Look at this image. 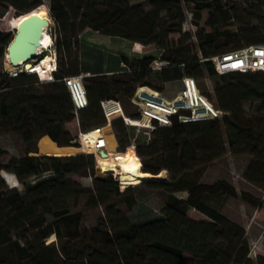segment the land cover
Listing matches in <instances>:
<instances>
[{
  "label": "trees",
  "instance_id": "obj_1",
  "mask_svg": "<svg viewBox=\"0 0 264 264\" xmlns=\"http://www.w3.org/2000/svg\"><path fill=\"white\" fill-rule=\"evenodd\" d=\"M131 1L47 0L54 27L51 35L60 52L54 81H41L32 73L11 77L2 70L4 47L13 36L0 31V133L14 134L24 142L48 136L59 147H78L77 135L71 133L68 124L76 119L78 131L103 126L102 100L131 98L137 87H152L144 80L151 73L155 57L125 60L128 70L111 74H125L123 77L82 78L89 103L75 112L61 78L81 74L78 36L85 29L154 45L168 63L156 73L163 83L184 76L200 80L205 75H217L219 82L213 94L206 97L224 114L220 119L195 122H181L174 116L171 125H157L146 142H132L143 172L157 175L166 170L170 175L168 180L152 177L139 182L167 192L162 217L142 223L131 222L119 207L123 203L127 209L132 208L134 187L121 190L111 174L93 178L90 189L69 178L94 177L93 154L34 156L27 152L10 156L0 146V264H264V256H257L255 262L248 258L244 228L203 200L206 195L239 197L254 205L264 219L258 199L248 192L238 194L226 181L200 183L195 172L228 149L231 154L251 157L243 178L264 191V71L218 74L210 61L216 54L264 44V36L254 27L228 31L237 13L221 0H183L195 6L191 24L201 52L199 58L190 45H185L190 35L182 33L185 15L181 0H150L147 11ZM249 1L254 12L250 19L264 29V0ZM41 5L43 0H0V8L11 6L19 17L35 14ZM220 38H225L228 45L220 47ZM232 75L237 81L227 80ZM246 102L257 103L253 113L244 110ZM110 124L118 136L119 151H126L131 144L128 127L122 119ZM106 127L108 150L113 153L114 135L110 126ZM132 153L128 152L131 165H137ZM114 169L109 166L106 171ZM180 191L187 193L185 199L174 195ZM78 196H84L86 209H101L85 235H81L82 213L71 212L69 205V199ZM187 207L209 220L191 219ZM48 217L52 221L48 222ZM51 235L57 245L45 243Z\"/></svg>",
  "mask_w": 264,
  "mask_h": 264
},
{
  "label": "rangeland",
  "instance_id": "obj_2",
  "mask_svg": "<svg viewBox=\"0 0 264 264\" xmlns=\"http://www.w3.org/2000/svg\"><path fill=\"white\" fill-rule=\"evenodd\" d=\"M222 4L226 7H233L236 10L237 16L228 26L227 30L236 32L239 28H248L254 27L256 28L261 35L264 36V29L255 19H250V15L254 12L252 10L251 2L249 0H221ZM150 0H132L131 4L135 5L143 11H147L150 8L149 5ZM246 3V4H245ZM181 5L183 8V12L185 15V20L182 24V33L185 31L189 33L190 38L188 41L185 42V45H190L191 50L196 52L201 57V52L199 50V46L197 43V37L194 26L191 24V16L192 13L195 11V6L191 2H184L181 0ZM47 8L48 12V2L47 0H43V5ZM261 10L264 13V5L261 6ZM32 13H26L22 16H17L15 13V9L11 6H4L0 8V31L4 32L5 34H9L11 36L14 35L16 29L18 28L19 24L26 18L28 15ZM48 18L51 21L50 24V32L54 34V27L53 21L50 18L49 13L47 14ZM165 17V14L161 15ZM219 46L224 47L228 45V42L225 38L219 39ZM6 46L4 47V51L6 53ZM50 53L55 54L57 66L60 63V52L57 51L54 45V37H53V46L50 47ZM47 53V52H46ZM157 57L156 55L154 56ZM4 59L1 60V62ZM204 60V59H201ZM3 65V63H2ZM158 71L151 70V73L145 78V83L152 87H156L160 89L162 96L165 98H172L174 97L179 90L181 89L180 81H172L163 83L156 75ZM37 75V74H36ZM125 74H107V75H99L105 79H112V78H120L123 77ZM89 76V75H86ZM37 77H39L37 75ZM227 80L230 82L237 81L235 76H228ZM198 88L200 92L207 96V94H213V90L215 85L219 82V77L205 75L202 79L196 80ZM117 99L122 103L126 115L133 116L136 114V108L131 103L130 98L125 97H117ZM257 103L256 102H246L243 107L247 113H253L256 109ZM108 126V125H106ZM113 135H114V142L115 145L113 147V153H124L126 155L124 161V167L128 168L131 165V158L126 151H119L121 146H118V136L114 132L111 124L109 125ZM67 128L71 131V133L76 136L78 133V124L77 120H73L70 124L67 125ZM105 131L108 133L109 128L105 127ZM128 139L130 143L135 144H142L147 141V134L144 132L143 129H137L135 127L128 126ZM45 136H40L34 139L31 142H24L19 136L14 134H6L0 133V146L5 149L10 156H22L25 153L29 152V155H34L39 153L38 151V144L40 140ZM225 138V135L223 136ZM79 148V147H74ZM131 152V151H129ZM84 153L81 151H77V154ZM132 153V152H131ZM133 154V153H132ZM135 154V153H134ZM70 155V154H69ZM135 156L139 159V157L135 154ZM140 160V159H139ZM251 157L246 155H234L231 154L230 151L227 149L226 152L212 163H210L206 168L200 170H196L195 172L199 174V182L205 184H214L218 181H226L231 184L239 194L240 192H248L253 195L255 198L258 199V202L262 205L264 209V191L256 188L252 184L248 183L243 178V173L250 162ZM6 163V161L4 162ZM109 166L107 164H100L95 163V176L94 177H81V176H69L70 179L77 181L78 183L82 184L83 187L86 189L91 188V183L93 178H103L107 174H111L114 179L118 180L119 188L121 190L125 189L128 186L134 187V197H135V204L132 206L131 209H127L123 203L119 204V207L124 211L127 215L129 220L133 223H142L148 222L153 219H159L162 217L161 209L167 197V192L162 189H153L148 188L146 185L137 184L136 183H128V184H120L119 180V172L115 168L114 170L106 171ZM113 167V166H111ZM200 171V172H198ZM3 172V171H2ZM116 175V176H115ZM158 175V174H157ZM153 175L155 179H162L168 180L170 175L168 171L161 170L159 172L160 176ZM12 177V176H11ZM14 184H16L19 188H21V184L17 182L13 178ZM174 195L177 198L186 197L187 193L184 191L175 192ZM204 202L208 205L216 208L222 214H224L229 219L233 220L234 222L238 223L244 228L245 231V240L249 247L248 258L255 262L257 256H264V219L258 216L257 209L254 205L243 201L241 198L236 197H228L225 195H206L203 198ZM69 205L71 212H78L82 213V221H81V235H85L89 232L90 228L94 224L95 218L98 213L101 212V209H86L85 208V199L84 196L73 197L69 199ZM187 215L196 221L202 220H209L204 214L196 211L192 207L186 208ZM47 221H52V218L48 217ZM53 242L56 245L57 239L55 236L51 235L47 238L45 243Z\"/></svg>",
  "mask_w": 264,
  "mask_h": 264
},
{
  "label": "built area",
  "instance_id": "obj_3",
  "mask_svg": "<svg viewBox=\"0 0 264 264\" xmlns=\"http://www.w3.org/2000/svg\"><path fill=\"white\" fill-rule=\"evenodd\" d=\"M161 53L151 62L150 69L160 71L168 63L161 59ZM39 58L42 54L37 55ZM40 59L38 63L42 62ZM215 71L218 74L225 73H247L252 71H264V44L247 45L222 54H216L210 58ZM36 63L31 61V65ZM122 70H128L127 64L121 63ZM9 76L16 77L21 73L37 74L39 79L44 82L54 81V72L57 70L56 56L49 62L47 68H42L40 72L33 73L30 67H25L22 63L18 67L5 68ZM86 74L77 76H65L61 78L64 83L74 107L75 112L88 106V97L82 78ZM181 89L172 98L162 96L161 91L148 86H139L135 89L131 103L136 108V114L126 115L122 103L115 98L102 100L100 105L106 121L103 126H96L88 130H79L75 139L78 147L84 153L94 155L96 163L99 158L98 151L103 149L108 154L104 127L110 125L115 119H122L128 127L143 129L150 138V132L157 126L171 125L172 118L175 116L181 122H195L211 119H220L224 112L215 108L214 105L203 95L197 85L196 80L191 76H184L180 80ZM135 146L133 143L127 151L133 153ZM93 152V153H92Z\"/></svg>",
  "mask_w": 264,
  "mask_h": 264
},
{
  "label": "crops",
  "instance_id": "obj_4",
  "mask_svg": "<svg viewBox=\"0 0 264 264\" xmlns=\"http://www.w3.org/2000/svg\"><path fill=\"white\" fill-rule=\"evenodd\" d=\"M78 38L80 71L86 75L118 73L123 69L121 63L125 60L160 54L154 45L144 46L121 36L106 35L91 29L83 30Z\"/></svg>",
  "mask_w": 264,
  "mask_h": 264
},
{
  "label": "bare ground",
  "instance_id": "obj_5",
  "mask_svg": "<svg viewBox=\"0 0 264 264\" xmlns=\"http://www.w3.org/2000/svg\"><path fill=\"white\" fill-rule=\"evenodd\" d=\"M39 17L42 18H48L47 14V8L45 6L40 7L36 13ZM50 27H44L43 28V34L41 37V46L37 48V55L42 54V57L40 59H43L42 62L38 63L40 59L36 60V63L32 64L30 66V71L33 73H38L41 71L42 68H47L49 65V62L53 60L55 57V54L50 53V47L52 46L53 39L50 32ZM47 52V53H46ZM4 66L5 68L11 67L9 62V56L6 51V54L4 56ZM109 126V125H108ZM106 127V126H105ZM104 127V128H105ZM106 136V145L108 143L107 141V135L105 129H103ZM38 151L42 154L47 155H75L77 151H81V148H74V147H59L55 143H53L47 136L43 137L39 144H38ZM108 148V145H107ZM109 151V150H108ZM129 152V151H127ZM93 153V152H92ZM134 163L137 165H130L128 168H125L124 161L126 158V155L124 153H111L106 158H99L97 160V163L100 164H107L108 166L115 167L119 172V180L120 184H128V183H137L141 182L147 179H150L154 177L152 174L143 172L141 169V161L135 156V154H132ZM157 176H160L159 174Z\"/></svg>",
  "mask_w": 264,
  "mask_h": 264
},
{
  "label": "water",
  "instance_id": "obj_6",
  "mask_svg": "<svg viewBox=\"0 0 264 264\" xmlns=\"http://www.w3.org/2000/svg\"><path fill=\"white\" fill-rule=\"evenodd\" d=\"M50 24L51 21L49 18H42L36 14L28 16L19 24L18 28L16 29V32L13 35L12 40L9 42L6 48L11 67H18L22 63L24 64L25 67H30L31 61L36 62L37 59H40L37 56V48L41 46V42H42L41 37L43 34V28L50 27ZM51 141L57 145L56 142H54L53 140ZM98 154L101 158H106L109 155L103 149L99 150ZM42 155H47V154H42V153L34 154V156H42ZM47 156H75V155L66 154V155H47ZM3 178L5 179L4 176Z\"/></svg>",
  "mask_w": 264,
  "mask_h": 264
},
{
  "label": "clouds",
  "instance_id": "obj_7",
  "mask_svg": "<svg viewBox=\"0 0 264 264\" xmlns=\"http://www.w3.org/2000/svg\"><path fill=\"white\" fill-rule=\"evenodd\" d=\"M11 176H12V178H14L16 180L15 176H13V175H11Z\"/></svg>",
  "mask_w": 264,
  "mask_h": 264
}]
</instances>
